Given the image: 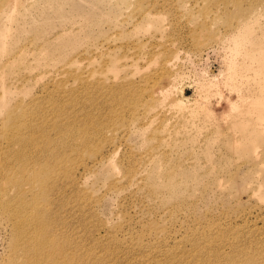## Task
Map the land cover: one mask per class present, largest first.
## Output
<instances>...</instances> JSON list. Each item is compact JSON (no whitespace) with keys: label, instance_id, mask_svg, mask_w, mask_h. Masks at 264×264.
<instances>
[{"label":"rangeland","instance_id":"obj_1","mask_svg":"<svg viewBox=\"0 0 264 264\" xmlns=\"http://www.w3.org/2000/svg\"><path fill=\"white\" fill-rule=\"evenodd\" d=\"M21 2L9 11L14 20L0 28V75L9 94L5 113L0 110V131L6 114L22 112L41 126L35 135L43 139L27 148L0 141V184L5 172L12 174L32 200L36 189L26 181L34 170L49 166L47 192L54 189L47 204L38 200L37 212L24 208L29 201L19 205L13 187L1 200L15 203L13 210L24 208L28 217L41 215L49 231L81 243L86 264L124 262L126 248H139V237L169 256L154 264H170L179 248L184 252L177 264H247L248 255L263 264L264 126L257 109H264V70H258V58H264V0L171 3L150 10V25L139 22L145 4L140 0H61L59 15L47 10L48 0ZM111 4L117 5L115 18L131 14L132 20L108 29V23L83 25L76 18L83 10L106 11ZM39 6L49 15L40 14ZM82 29L88 38L66 59L57 55L55 36ZM233 35L243 41L234 43ZM96 48L104 56L93 58L99 65L86 76L91 82L98 78L97 84L76 89L78 81L67 74L50 79L61 68L71 72L85 66ZM151 95L164 103L161 118L147 110ZM132 102L137 121H128L126 106ZM115 126L136 132L103 134ZM57 135L65 147L47 149L53 145L46 136ZM114 142L115 171L102 165L86 177L77 174L112 153ZM18 150L25 152L22 161L13 157ZM133 168H144L140 187L123 178ZM149 230L159 231L162 239L147 237ZM12 238L10 216L0 213V264H11ZM93 255L105 257L92 263Z\"/></svg>","mask_w":264,"mask_h":264},{"label":"bare ground","instance_id":"obj_2","mask_svg":"<svg viewBox=\"0 0 264 264\" xmlns=\"http://www.w3.org/2000/svg\"><path fill=\"white\" fill-rule=\"evenodd\" d=\"M1 14H0V28H4L8 22L11 20H14L13 15L9 13L11 9H19V7L22 5L21 0H1ZM144 2L145 4L140 7L139 14H140V21L142 24L150 25L153 23L154 14L150 10L153 8H168L171 3L175 7L176 4H183L185 0H140V3ZM48 9L51 10L50 12L55 13L56 15H59L62 13V10L64 8L63 2L61 0H48ZM116 4H111L106 11H103L104 7H97V8H88L89 10H83L82 12L78 13L79 15H76V18L80 21H82L83 25L90 23V21L95 23V26H99L101 23H108V29H114L119 28V25L124 24L126 22H130L129 20H132L131 14L123 15L121 14L120 19L115 18L114 11L116 9ZM39 8H42V6H39ZM155 8V9H156ZM40 14L49 15L48 11H45L44 8L38 10ZM18 15V13H17ZM17 17V16H16ZM61 17V16H60ZM69 16H64L63 19H66ZM71 19V18H70ZM101 25V26H102ZM69 31V30H68ZM70 32V31H69ZM100 33H104V31H99ZM88 38L87 35L83 33V29L81 32L76 34L73 33H64L61 35H56L55 40L58 42L56 46H60V53L57 55H60L61 58L68 57L69 53H71L76 46H78L81 40L84 41V39ZM241 39L243 41V37H239L236 35L232 36V40H234V43H237V40ZM241 41V43H242ZM0 43H3V40L0 41ZM54 43V42H52ZM114 43V40H111V44ZM87 44V43H86ZM98 48L92 50L91 54L92 60L85 61L86 58L81 59L80 62H86L85 66H77L75 69H72L71 72L68 70H65L63 68L60 69L59 73L54 76L50 77V79L57 80L61 79L63 77V74H67L70 79H76L78 81L76 89L83 88V87H92L93 85L97 84L96 80L98 78H95L96 80L91 82L89 81V76L87 75L88 70L92 66L99 65V61L95 62L97 65H93L95 57L102 58L104 55L100 50H97ZM17 55L15 54L13 59H15ZM259 59V66L258 70L262 71L264 70V58H258ZM104 60V59H103ZM113 66L117 65V61L112 62ZM251 66V65H248ZM117 67V66H116ZM4 70L6 69L5 66H3ZM55 72L54 74H56ZM51 74V73H50ZM115 79V78H114ZM113 79V84L114 80ZM3 79L0 75V110L2 113H5L7 106H6V98L9 95L7 88L3 85ZM106 85V84H102ZM144 86L148 87L147 84L144 82ZM138 96H141L139 94ZM63 99H67V95H62ZM150 101L147 105V110L150 111L154 110L155 116L162 117V108L164 107V103H157L160 98H155L154 95H151ZM136 103H128L126 107H128V113L130 118L128 121H137L139 120L138 114H135L136 112ZM259 111L258 119L260 125L264 126V115L261 116V113L264 114V109L259 108L257 109ZM16 111L9 112L5 116V121L7 120V124L4 126L3 130L0 131V141L2 139L12 143L21 144L24 148L32 147L33 141H37L40 139H43V136L35 134H38L41 130L37 128L38 126L32 124L31 121H27L25 116H23V113H18V117L16 115ZM124 115H120L121 118ZM138 117V118H137ZM137 118V119H136ZM52 119V118H50ZM136 119V120H135ZM133 121V122H134ZM144 125V124H142ZM127 128V127H126ZM126 128L120 129V127H112L108 130L104 131V135H108L111 138H115L118 136H126V133L134 134L136 131L126 132ZM39 129V130H38ZM140 130V129H138ZM254 132V131H253ZM125 133V134H124ZM255 134V133H254ZM61 135H64L63 133ZM34 136V137H33ZM132 136V135H131ZM255 137H258L255 134ZM46 138L50 141H47L53 145V147L48 146L47 149H61L64 148L66 144L63 143L64 139L62 136L58 135L56 137H50L46 136ZM260 138V137H259ZM42 145H45L44 143ZM113 150L112 153L108 155H104L93 162V166H85L81 168L82 170L77 171V174L82 175V177H86V175H91L94 172V168L98 167H105L109 171L110 169L114 168L115 171V165H113V159L116 155V150L118 149V145L114 142L112 143ZM46 149V150H47ZM13 157L17 161H22V159L25 157V152L22 150H18L15 153H13ZM58 160L63 159V154L56 155ZM83 166V165H82ZM81 166V167H82ZM58 167L55 165L54 170H52L50 177H53L54 171L58 173ZM30 169V167L28 168ZM34 169V168H31ZM53 169V167H52ZM144 168H133L130 170L129 173L124 174L123 178L125 182L130 183L129 186H136L140 187V184L144 181L141 176H143ZM50 174L49 166L40 168L38 170H34L30 176L28 177L26 183H30V189L32 188L36 189L35 193L36 196L30 200L26 199L24 194L25 190L24 188H21L23 185V181H21L19 184V179H15L12 174H7L5 172L4 175H6L7 179H3L2 183L0 184V213L2 214H8L10 216V221L13 225V238H12V249H11V264H86V260H81L82 254L84 253L83 246L80 243L79 245L76 244V242H70L67 237H62L61 235H57L56 231H49L48 228L49 225L48 222L44 221L42 219L43 217L40 215V219L38 220V215L36 214L33 217H28L24 215L23 212L24 208H29L31 210L34 209L35 212L39 210L37 204L40 202L38 200L43 199V205L47 204L50 198L49 192L53 190L54 188L51 187V189L47 192V187L49 185L48 177L47 179L44 177V175ZM55 177V176H54ZM54 177L52 179H54ZM121 178V179H123ZM137 178V179H136ZM51 179V180H52ZM48 182V183H47ZM10 187L15 188V195L19 198V205H22L24 203H27L28 206L24 208H17L13 210L12 208L15 207V203L11 204L9 200H1V198L4 196H7L8 190ZM261 191L264 192L263 186H259ZM152 191H149L150 195H155V190L153 187H151ZM116 193H119L120 190H115ZM40 195L43 196L40 198ZM264 196V193L262 194ZM3 197V198H4ZM9 199V198H7ZM81 206H86V203L83 200V197L81 198ZM82 206V207H83ZM29 207V208H28ZM30 213L31 211H27ZM57 215V213H56ZM36 216V217H35ZM182 228V226L180 225ZM179 228L178 231L181 230ZM151 234H149L147 237L157 240L161 236H158L157 230H149ZM172 237V236H171ZM145 240V238H142ZM169 240H172L168 237ZM178 239V238H177ZM139 241V248H126L125 250V256L123 257L124 262H118L114 260V264H154L157 262H160L163 259H167L169 256L163 252L162 250L156 249L155 244L146 246L143 242H140V237L138 239ZM156 241V242H157ZM74 244V245H73ZM21 250H23L21 254ZM184 252L183 248H179L177 251L172 253V257L169 259L170 264H177L179 261L180 254ZM105 255H93L90 258V262H98L101 260V258H104ZM264 258V257H263ZM100 259V260H99ZM247 264H256L254 262V259H252V255H248L246 258ZM233 264L235 263V260H231ZM264 264V259H263Z\"/></svg>","mask_w":264,"mask_h":264}]
</instances>
